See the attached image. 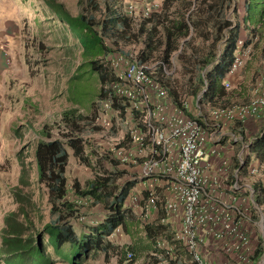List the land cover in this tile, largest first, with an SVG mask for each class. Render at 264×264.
Returning <instances> with one entry per match:
<instances>
[{"label": "trees", "instance_id": "1", "mask_svg": "<svg viewBox=\"0 0 264 264\" xmlns=\"http://www.w3.org/2000/svg\"><path fill=\"white\" fill-rule=\"evenodd\" d=\"M94 1H87L90 8L87 12L69 15L67 19L63 15L65 10L61 3L44 0L45 4L62 18L76 38L84 58L80 69L87 67L90 72L97 74L101 84L99 99L110 100L114 109L120 108L123 111L122 102L111 90L103 88V85L115 79L111 69L103 61L109 54L115 52V48L105 41L109 38L112 45L117 44L120 39L142 41L143 48L137 55L141 62L148 61L150 53H158L159 63L154 71L155 76L168 87L169 96L175 105L181 106V95L176 87L167 84L168 79L163 76V66L169 64L172 52L179 49L180 45H185V49L191 48L189 56L183 57L193 70L187 78L186 87L192 88L191 78L194 70L206 67L207 85L199 101L215 102V96H224V89L216 81L229 70L237 50L241 25L238 21L233 22L226 18L227 7L230 8L234 0H163L159 12L151 11L146 16L144 13L139 16L128 14L121 8L114 11L111 5L106 3L103 9L98 10ZM93 9L101 11V18H95L92 14ZM234 11L235 8L232 9V13ZM244 11V25L252 26H248L250 36L243 40L242 46L246 47L255 37L262 38L264 42V0H244ZM149 21L152 26H145ZM197 36L204 42L208 41L206 50L192 48V40ZM219 42H222V49L218 54ZM261 52L264 59V43ZM201 81L200 78L196 80L199 85ZM62 119L63 127L68 131L61 137L54 136L50 126L44 123L37 132L38 138L33 152L36 182L46 189L50 219L41 226L37 225L41 214L36 208L32 190L25 191V188L31 185V170L25 158L18 155L17 184L11 190L16 207L4 215L0 261L3 264H53L55 255L68 264H81L90 254L103 252L106 255L113 250L121 255L117 264H125L128 258L127 249H117V246L110 242L109 236L118 226H124L127 222L130 210L125 207V200L136 180L126 178L127 171L119 168L121 162L114 156L110 160L112 168H105L96 173L83 185L74 180L69 186L66 176L69 157L67 147H70L74 156L84 163L88 161L86 150H94L90 144L86 145L84 141L75 137L85 131L89 120L76 115L73 110L65 111ZM95 129L99 127L95 126ZM13 131L16 134L19 130L16 128ZM124 144L125 142L122 143L123 146ZM250 154L264 162V132L255 136L249 143V153L245 155L243 164L241 165L239 160L235 162L234 168L239 169L238 174L246 173ZM252 188L254 202L258 205L263 204L262 187L254 184ZM82 198L89 199L92 204L100 203L105 213L101 220L78 235L69 219L79 213L76 201ZM160 226V224L144 226L154 243L156 238L164 233L161 232ZM176 249L174 257H170L169 251L163 249L165 250L163 257L171 264H182L183 260L178 258L182 252L188 255L191 264H196L182 244L176 243ZM154 250L161 252L160 248ZM263 253L264 246L259 240L253 260L260 258ZM133 258L134 254L131 253L130 259ZM153 258L160 259L158 256Z\"/></svg>", "mask_w": 264, "mask_h": 264}, {"label": "rangeland", "instance_id": "2", "mask_svg": "<svg viewBox=\"0 0 264 264\" xmlns=\"http://www.w3.org/2000/svg\"><path fill=\"white\" fill-rule=\"evenodd\" d=\"M61 3L63 15L68 19L69 15L75 16L80 12H87L88 0H55ZM97 8L103 9L104 4H110L112 8L118 7L135 16L145 12V8L159 10L162 0H95ZM146 6V7H145ZM235 11L232 13V9ZM93 9L95 18H101V11ZM136 12V13H135ZM62 15V16H63ZM244 0H234L233 5L227 7L226 18L233 22H240V32L238 40H246L250 36V25H244ZM5 23V24H4ZM6 26V27H5ZM106 43L115 51H124L128 54L138 55L143 48L142 41L118 40L112 45L111 39H106ZM9 43V45H8ZM207 42L199 36L192 40V48L205 49ZM263 39L255 37L247 45L243 56V64L240 67L239 85L236 82L228 83L226 92L237 101L231 104H246L254 96L257 87L260 68L263 60L262 46ZM0 45L6 55L9 66L13 63L16 68L13 71V79L7 87L6 96L11 103L4 108H0V125H3V141L0 152V240L1 228L3 226L4 215L15 209L16 203L12 195V188L17 184L19 174V164L17 156L25 158L31 170V185L25 188L32 190L33 200L36 208L41 214L37 222L41 226L50 219L49 203L46 189L36 182V169L33 159V152L37 132L44 123H47L54 136L61 137L68 130L63 127V113L73 110L76 115H81L89 123L85 131L75 137L81 139L85 144H90L94 151L86 150L88 161L84 163L74 156L70 147H67L69 154L66 167V176L70 186L74 180L85 184L87 180L93 178L96 173H100L105 168H112L110 160L117 156L118 152H124L120 141L124 137L125 126L117 122L113 110L106 107V103L99 99L101 84L95 72H90L87 67L81 68L84 58L82 50L76 38L71 34L69 27L62 18L51 7L45 4L44 0H0ZM183 48V49H181ZM222 49V42L217 44L218 54ZM184 54H181V52ZM191 48L180 45L179 49L172 52L169 64L163 66V76L168 79L167 84L176 87L180 92V99L185 101L190 112L194 115L199 113V109L192 103L196 99V94H191L187 86V78L191 72V67L183 57H188ZM182 56V57H181ZM159 61L158 53H150L147 65L157 67ZM202 71V69H200ZM194 70V73L200 72ZM205 71V70H204ZM200 89L204 88L206 81ZM236 89L238 94L235 95ZM192 101V102H191ZM191 102V103H190ZM201 112L205 109L201 106ZM98 126L99 129H95ZM18 129L15 134L14 129ZM91 153V154H90ZM122 164V163H121ZM119 166V165H118ZM125 169V164L119 166ZM128 172L126 173V175ZM134 195L130 196L129 204L134 206ZM79 213L69 219L78 235L86 232L91 225L102 219L105 210L100 203L92 204L87 198L77 199ZM252 208V207H251ZM136 209V208H135ZM137 210V209H136ZM258 210V209H257ZM254 212V209H251ZM137 216H128V226L118 235L119 239L109 237L110 242L116 246V240L121 242L133 238L137 242L138 248L133 259L127 258L125 264H171L165 257L160 259L153 254L145 256V219L138 212ZM130 227V229H128ZM127 235L129 237H127ZM132 240V241H133ZM261 240L264 246V234L260 226L255 228L253 241L257 245ZM125 245V244H122ZM178 256L183 260L182 264H191L186 253L180 252ZM120 253L110 250L106 255L103 252L90 254L81 264H117ZM147 259V260H146ZM185 259V260H184ZM53 264H68L57 256H53ZM221 261L238 263L237 255L227 256L224 253L216 254L212 264H221ZM0 264H3L0 261ZM239 264H241L239 262ZM253 264H264L263 255L254 260Z\"/></svg>", "mask_w": 264, "mask_h": 264}, {"label": "built area", "instance_id": "3", "mask_svg": "<svg viewBox=\"0 0 264 264\" xmlns=\"http://www.w3.org/2000/svg\"><path fill=\"white\" fill-rule=\"evenodd\" d=\"M144 14L148 15L149 10ZM242 45L243 41L238 40L227 74L242 66L241 53L247 47ZM103 61L115 77L103 88L111 90L123 104L122 111L114 109L110 100H101L113 110L115 117L118 116L116 121L125 126L120 143L127 150L118 152L115 157L122 164L136 162L139 158L140 179L149 178L158 184L159 180L163 181L162 187L157 186L169 190L172 198L164 200V195L151 192L150 201L162 200L168 216L179 220L176 238L182 241L192 261L212 264L216 254L224 253L237 255L241 264H253L254 231L259 226L262 233L264 230L262 208L257 210L251 206L249 200L253 195L249 190L252 189L241 185L238 170L234 175L236 180L234 177L230 179L231 170L222 183L216 175L208 177L205 170L210 169V156L216 155L211 143L221 138L217 130L221 118L243 120L264 109V61L253 98L246 104L214 108L209 119L199 107L202 93L196 98L199 113L191 115L185 101L181 100V106L172 102L168 87L155 76L156 67L148 66L147 61L141 62L137 55L115 51ZM224 85L228 86V82ZM238 160L242 165L244 157L240 154ZM247 172L264 174V164L250 165ZM204 253H210L207 259ZM127 257L130 258L131 254ZM239 262L221 261V264Z\"/></svg>", "mask_w": 264, "mask_h": 264}, {"label": "crops", "instance_id": "4", "mask_svg": "<svg viewBox=\"0 0 264 264\" xmlns=\"http://www.w3.org/2000/svg\"><path fill=\"white\" fill-rule=\"evenodd\" d=\"M163 1V0H162ZM146 7V6H145ZM114 11H119L118 7L113 8ZM145 10H149L151 12L152 9L150 8H145ZM159 10H153L156 12H159ZM126 13L130 14L126 10H124ZM136 13V12H135ZM5 24V23H4ZM145 26H152V23L146 22ZM6 27V26H5ZM9 45V43H8ZM3 47L0 45V108H4L6 105L11 103V100L7 98L6 92H7V87L10 86V80L13 79V71L16 68L15 64L7 63L6 60V55L4 51L2 50ZM264 60V59H263ZM205 70V71H204ZM207 68H203L202 71L196 72L192 76V88L190 89V93L196 94L198 96L200 93H202L206 89V85L204 88L200 89L203 84L206 81L205 78V72ZM240 68L237 69L234 73L232 74H227L228 72L224 73L223 76H221L219 79H217L216 82L220 84V86L224 89V96L222 97H217L215 96V102L211 101H199L200 105L199 107H204L205 109V115H208L207 118H211L210 112L214 108L218 107H224L227 108L231 105L233 101H237V97H233L231 94L228 96L226 90L227 88L225 87V83H232L236 82L237 85H239L240 81L239 78H242L239 75ZM197 78H200L202 81L199 85V83L196 82ZM207 84V81H206ZM197 90V91H196ZM238 90L236 89L235 95H237ZM197 98V97H196ZM252 99V97L248 100V102ZM192 102V101H191ZM190 102V103H191ZM195 105L193 107L197 108L196 105V99L192 103V105ZM199 109V108H198ZM190 111V107L188 109ZM193 112L191 113V115ZM0 127H4L3 125H0ZM219 136L221 137L220 140H216L215 142L211 143L216 151V155L210 156L209 160L211 163L210 169L205 170L206 175L208 174L209 176L216 175L217 179H219V182L222 183L224 182V179L228 175L229 171H231L230 179L232 180L235 171L239 170L238 168H234L235 162L238 160L240 154L241 156L245 157L249 153V143L251 140L257 136L258 134L264 132V109H261V112L254 114L252 116H247L243 120H231L228 121L224 118H221V120L218 122V127H217ZM3 128H0V152L1 148L3 146L2 141H3ZM235 139V140H233ZM140 163L141 159L137 158L136 162H132L130 164H125V170L129 172L126 175V178L128 179H135L136 183L134 186L129 190V193L126 197L125 200V207L129 208L130 216H137L138 218V212L142 215V217L145 219L144 226L147 224H160L161 226V232L163 235H159L156 238V243H154L151 239L150 236L147 234V230L144 228V236H145V256L149 254H153L158 256H163L165 250L166 252L169 251L170 257H174L176 255V243L178 244H183L182 241L176 238V234L179 231V223L176 219L171 218L168 216V214L165 212L163 208V203L162 200H156L155 202L150 201V194L151 192L157 193L159 196L164 195L165 199H171V192L167 190L164 186L162 187L163 181L159 180V184L156 182L154 183L152 180L149 178H145L144 180L140 179L138 177V172H140ZM258 164H264V162H261L259 158L257 159L254 154H250L249 156V163L247 164V167L250 165L257 166ZM122 164H119V166ZM233 168V169H232ZM246 173L238 174L239 175V181L241 182V185L245 186H250L252 190H249V194L252 193L253 199L250 197V204L251 206L253 205L255 208H262L264 212V202L261 205H258L254 202V194H253V188L252 186L254 184H258L262 187V196L264 199V174H256L252 175L247 172V169L245 170ZM235 178V177H234ZM236 180V178L234 179ZM157 181V180H156ZM157 185H160L159 187ZM224 189V188H222ZM251 191V192H250ZM224 194V193H223ZM134 195V199L132 202H134V206L130 203L129 204V199L130 196ZM163 196V197H164ZM137 210H136V209ZM177 216V215H176ZM264 216V215H263ZM180 217V215H179ZM258 218V216H257ZM124 226H128V223H126ZM124 226H118L114 232L109 236L114 238L119 239L118 235L120 232L124 229ZM130 229V227H128ZM127 237H129L127 235ZM133 240V238H132ZM131 238H129L128 241H120L116 240V246L117 249L119 250H126L127 249V254H134L136 253V249L138 248L137 242L135 243L134 240L132 241ZM125 244V245H122ZM184 247V246H183ZM160 248L161 252H156L154 249ZM165 250H163V249ZM159 251V250H158ZM206 259H207V255ZM147 260V259H146ZM209 260V258H208Z\"/></svg>", "mask_w": 264, "mask_h": 264}, {"label": "water", "instance_id": "5", "mask_svg": "<svg viewBox=\"0 0 264 264\" xmlns=\"http://www.w3.org/2000/svg\"><path fill=\"white\" fill-rule=\"evenodd\" d=\"M261 222H262V224H264V216H262ZM263 233H264V230H263Z\"/></svg>", "mask_w": 264, "mask_h": 264}]
</instances>
